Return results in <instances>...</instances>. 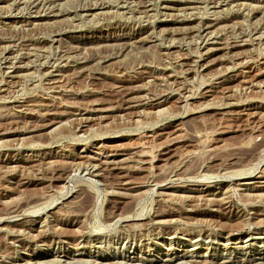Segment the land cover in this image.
<instances>
[{
    "label": "rangeland",
    "instance_id": "rangeland-1",
    "mask_svg": "<svg viewBox=\"0 0 264 264\" xmlns=\"http://www.w3.org/2000/svg\"><path fill=\"white\" fill-rule=\"evenodd\" d=\"M263 159L264 0H0V264H264Z\"/></svg>",
    "mask_w": 264,
    "mask_h": 264
},
{
    "label": "bare ground",
    "instance_id": "bare-ground-1",
    "mask_svg": "<svg viewBox=\"0 0 264 264\" xmlns=\"http://www.w3.org/2000/svg\"><path fill=\"white\" fill-rule=\"evenodd\" d=\"M188 18V17H187ZM215 24V23H214ZM154 100V99H153ZM141 155V154H140ZM264 160V159H263ZM260 159H259V161H258V163H260ZM256 167V166H255ZM253 171V170H252ZM251 171V172H252ZM251 172H249V174H251ZM245 175V174H244ZM210 177V176H209ZM231 177V176H230ZM239 177H234V179H238ZM247 178H250V176H247ZM206 179V178H205ZM91 183V182H90ZM250 189V188H249ZM153 190V189H152ZM244 194V193H243ZM229 197V196H228ZM261 197V196H260ZM131 198V197H130ZM229 199V198H228ZM79 201V200H78ZM162 204V203H161ZM166 204V203H165ZM44 208H47V206L45 207H39V208H36L35 210H33V212H32V214L31 215H35V214H39V212L41 211H43L44 210ZM168 208V207H167ZM128 209V208H127ZM188 210V209H187ZM85 211V210H84ZM141 211V210H140ZM169 211V210H168ZM132 212H134L133 211V207L132 208H130V209H128L127 211H124V214H122V215H119V216H111V217H108L107 218V221L106 222H108V223H111V222H118L120 219H127L128 217H129V215L132 213ZM144 212V211H143ZM30 213H31V211H30ZM82 213V212H81ZM74 214V213H73ZM76 214V213H75ZM78 214V213H77ZM80 214V213H79ZM114 214V213H113ZM121 214V213H120ZM159 214V213H158ZM17 215H19V214H13V216H9V218L10 217H15V216H17ZM117 215V214H116ZM155 215V214H154ZM110 216V215H109ZM140 216V215H139ZM156 216V215H155ZM7 218V217H6ZM131 219V218H130ZM123 222V221H122ZM258 234V233H257ZM178 256V255H177ZM176 256V257H177ZM264 257V256H263ZM234 260L235 259V257H231V256H226L225 257V259H223V260H221V262H216V264H227V263H229L231 260ZM237 259V258H236ZM254 259H256L255 257H251V256H249V257H245L244 259H242V258H240L239 260H240V262H250L251 260L252 261H254ZM175 260V257H168V258H165L164 259V261L163 262H172V261H174ZM258 260V259H257ZM235 261H237V260H235ZM232 262V261H231ZM202 263V262H201ZM205 263V262H204ZM256 264V263H255ZM258 264V263H257Z\"/></svg>",
    "mask_w": 264,
    "mask_h": 264
}]
</instances>
